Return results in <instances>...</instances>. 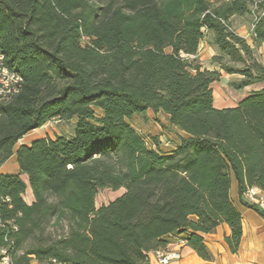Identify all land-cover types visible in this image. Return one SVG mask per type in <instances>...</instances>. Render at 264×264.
<instances>
[{"label": "trees", "instance_id": "1", "mask_svg": "<svg viewBox=\"0 0 264 264\" xmlns=\"http://www.w3.org/2000/svg\"><path fill=\"white\" fill-rule=\"evenodd\" d=\"M254 15L251 47L231 27ZM216 50L197 62L199 45ZM6 65L23 80L0 108V251L10 264H152L182 241L211 261L203 237L226 225L241 240L243 195L264 194V86L215 109L221 72L241 90L264 84V0H0ZM147 111L167 117L176 141L148 146L131 125ZM74 120L69 137L16 146L50 121ZM24 176L26 182L22 180ZM29 188L33 201L27 204ZM124 192L95 207L98 190Z\"/></svg>", "mask_w": 264, "mask_h": 264}, {"label": "rangeland", "instance_id": "2", "mask_svg": "<svg viewBox=\"0 0 264 264\" xmlns=\"http://www.w3.org/2000/svg\"><path fill=\"white\" fill-rule=\"evenodd\" d=\"M254 19V15H245L243 17H234L231 20V27L234 32L244 38L246 42L252 46V42L250 39V29L252 20ZM211 50L214 51V55L216 54V50L211 47L206 41L201 43V47H199L200 57H203L201 67L207 70H216L218 71V67L211 64ZM254 56L256 59L264 64V47L254 48L253 50ZM199 63V61L197 60ZM221 78L218 82L212 84V96L215 98L216 102H220L219 104H226L230 106L229 108L235 107L240 101L241 98L235 95L234 92L228 87V83L231 80L237 79L235 76L227 77L224 73L221 72ZM264 86V84L257 85L254 89H260ZM245 98V97H244ZM214 101V100H213ZM132 127L145 139L150 142L159 144L161 150H168L173 147L176 137L174 133L168 128L165 120L160 115H155L152 111H147L144 116H135L131 120ZM74 120L72 121H50L44 127L38 129L37 131H32L24 136L16 146L20 145H28L32 140L49 137L54 138L55 136H64L69 137L72 134ZM16 163L15 158L11 157L8 162H6L3 166L0 167V172L4 173H13L16 172ZM22 180L26 182L24 176H21ZM124 192L123 189L118 191H112L110 189H100L97 192L95 198V207L98 208L101 205H106L110 201L114 200L118 196H120ZM30 195L29 190L24 194V200L26 202L29 201ZM150 262L154 264L152 258H150ZM36 264V263H35Z\"/></svg>", "mask_w": 264, "mask_h": 264}, {"label": "crops", "instance_id": "3", "mask_svg": "<svg viewBox=\"0 0 264 264\" xmlns=\"http://www.w3.org/2000/svg\"><path fill=\"white\" fill-rule=\"evenodd\" d=\"M199 47H201V44L199 45ZM261 47H264V45H262ZM211 52V56L214 55V51L211 50ZM196 58L199 61V64H202L201 61L203 57H200L199 51H197ZM226 76L229 77V75ZM230 76L234 77L235 75ZM235 77L237 78V76ZM256 86L257 85H252L241 90H234L228 85V87L234 92V94L239 96L241 100L250 92L256 91L257 89H254V87ZM213 100L215 109H225L230 107L226 104H219L220 102H216L214 97ZM153 114L162 116L168 126L167 117L165 115L160 112ZM15 169L16 172L10 174L18 173L17 165ZM28 190L29 188L26 189L25 193L28 192ZM230 193L231 198L241 215V240L237 253L231 254L229 252L226 244L224 243V237L229 235V229L226 225H221L217 227L214 233L205 235L203 237L204 244L208 252L212 256L211 261H204L200 259L188 247L183 245L177 246V243H173V245H171L168 250L179 249L181 258L180 260L172 261L169 264H264V221L251 209H248L241 205L237 196L236 184L234 181L231 184ZM29 195V201L26 202L24 200L27 204H30L33 201L30 190ZM32 264L35 263L33 262Z\"/></svg>", "mask_w": 264, "mask_h": 264}, {"label": "built area", "instance_id": "4", "mask_svg": "<svg viewBox=\"0 0 264 264\" xmlns=\"http://www.w3.org/2000/svg\"><path fill=\"white\" fill-rule=\"evenodd\" d=\"M22 77L15 71L11 70L5 62V56L2 52L0 43V108L7 103L12 97L17 95L22 88ZM1 115V112H0ZM148 146H152L150 141L145 139ZM243 200L250 205H255L264 211V194L255 187L248 188L243 195ZM184 243L179 241L176 245L181 246ZM151 258L155 264H169L172 261H178L181 258L179 249L154 251ZM0 264H10L9 259L5 256V251H0ZM52 264H66L52 261Z\"/></svg>", "mask_w": 264, "mask_h": 264}]
</instances>
